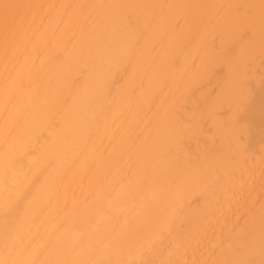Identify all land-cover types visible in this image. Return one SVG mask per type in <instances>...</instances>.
I'll list each match as a JSON object with an SVG mask.
<instances>
[{"label":"bare ground","instance_id":"bare-ground-1","mask_svg":"<svg viewBox=\"0 0 264 264\" xmlns=\"http://www.w3.org/2000/svg\"><path fill=\"white\" fill-rule=\"evenodd\" d=\"M0 264H264V0H0Z\"/></svg>","mask_w":264,"mask_h":264}]
</instances>
